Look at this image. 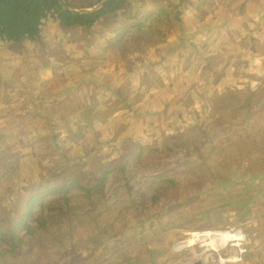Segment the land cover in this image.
I'll return each instance as SVG.
<instances>
[{
	"label": "rangeland",
	"instance_id": "rangeland-1",
	"mask_svg": "<svg viewBox=\"0 0 264 264\" xmlns=\"http://www.w3.org/2000/svg\"><path fill=\"white\" fill-rule=\"evenodd\" d=\"M133 1L181 17L155 24L168 41H116L103 21L0 50V206L63 171L127 165L104 197L21 231L2 264H264V0H187L183 14L179 0ZM218 232L244 241L199 237Z\"/></svg>",
	"mask_w": 264,
	"mask_h": 264
},
{
	"label": "trees",
	"instance_id": "trees-1",
	"mask_svg": "<svg viewBox=\"0 0 264 264\" xmlns=\"http://www.w3.org/2000/svg\"><path fill=\"white\" fill-rule=\"evenodd\" d=\"M67 6L73 11H82L93 8L104 0L91 1L89 6H77L70 0H64ZM187 0H179L177 2L178 14H183L184 2ZM133 0H117L105 5L101 10L95 13L72 14L66 12L58 0H0V50L9 49L13 44H19L25 41L39 42L42 40V34L45 28L51 24L55 25L58 30L68 32L74 30L94 31L99 22H105L110 25V30L114 31V40L116 37L120 42L132 36L134 39L131 45L140 43L143 39L166 40L165 34L156 30L157 23H171L174 20L181 21V17H177L176 13L168 12L166 9H160L158 13L141 12L127 10V5L133 3ZM119 17H127L124 29L121 30L115 25V21ZM151 28H154V33ZM181 28V27H180ZM197 32V31H196ZM196 34V33H194ZM114 41L109 40L111 44ZM104 42L100 44L103 46ZM128 45V44H127ZM120 45V46H127ZM69 99H66L63 106ZM78 100V99H75ZM83 104H80L77 115L82 111ZM175 137L171 136L165 139V144L173 141ZM0 152L7 153V147L1 148ZM0 165L8 168L12 167V158L10 153L4 162ZM127 165L122 158V163L109 167L101 165L103 170L97 177L78 178L74 177L70 172L63 171L56 175L42 189H27L25 192L18 189L12 195H3V203L0 206V264L5 258L6 249L11 253H17L22 250L23 239L20 232L27 231L28 236L34 237L39 232L37 223L46 221L47 214L55 212L68 213L73 210V202L78 199L95 198L105 196L104 188L109 182V177L116 174L120 170L123 173ZM5 172V169L0 168ZM4 175H0L3 177ZM60 178V180H54ZM3 179L0 178V183ZM172 185H175L173 181ZM182 194L176 195L177 199L182 198ZM40 206V212H36L35 208ZM208 224V222H205ZM44 229V226L41 227ZM248 245V242H246Z\"/></svg>",
	"mask_w": 264,
	"mask_h": 264
},
{
	"label": "bare ground",
	"instance_id": "bare-ground-1",
	"mask_svg": "<svg viewBox=\"0 0 264 264\" xmlns=\"http://www.w3.org/2000/svg\"><path fill=\"white\" fill-rule=\"evenodd\" d=\"M200 239L202 240H205L206 237L208 236H199ZM209 237L213 240V241H219V242H223L225 244H229L230 243H241L244 241V237L243 235L241 236L240 233H237L235 235H228V236H225L223 233H219L218 234H210Z\"/></svg>",
	"mask_w": 264,
	"mask_h": 264
},
{
	"label": "water",
	"instance_id": "water-1",
	"mask_svg": "<svg viewBox=\"0 0 264 264\" xmlns=\"http://www.w3.org/2000/svg\"><path fill=\"white\" fill-rule=\"evenodd\" d=\"M117 0H106L104 2H101L98 6L92 8V9H86V10H82V11H73L71 10L67 4L65 3L64 0H58L59 4L61 5V7L68 13H72V14H83V13H95L98 12L99 10H101L105 5L115 2ZM191 264H203L200 260L197 262H193Z\"/></svg>",
	"mask_w": 264,
	"mask_h": 264
},
{
	"label": "built area",
	"instance_id": "built-area-1",
	"mask_svg": "<svg viewBox=\"0 0 264 264\" xmlns=\"http://www.w3.org/2000/svg\"><path fill=\"white\" fill-rule=\"evenodd\" d=\"M193 235H196V236H198L199 234H193ZM209 235H210V233H205V234H203V235H200V236H208V237H206V239H210V237H209ZM239 246H241V245H239ZM184 249V247L183 246H181V247H179L178 248V250H183ZM244 249H243V254H244ZM241 262V260H239V259H234V263H236V264H239Z\"/></svg>",
	"mask_w": 264,
	"mask_h": 264
},
{
	"label": "clouds",
	"instance_id": "clouds-1",
	"mask_svg": "<svg viewBox=\"0 0 264 264\" xmlns=\"http://www.w3.org/2000/svg\"><path fill=\"white\" fill-rule=\"evenodd\" d=\"M245 251V250H244ZM246 254V251L244 252V255Z\"/></svg>",
	"mask_w": 264,
	"mask_h": 264
},
{
	"label": "flooded vegetation",
	"instance_id": "flooded-vegetation-1",
	"mask_svg": "<svg viewBox=\"0 0 264 264\" xmlns=\"http://www.w3.org/2000/svg\"><path fill=\"white\" fill-rule=\"evenodd\" d=\"M102 2H104V1H102Z\"/></svg>",
	"mask_w": 264,
	"mask_h": 264
}]
</instances>
